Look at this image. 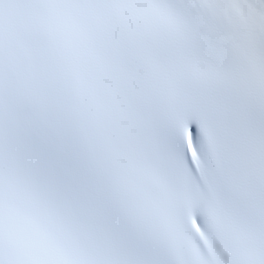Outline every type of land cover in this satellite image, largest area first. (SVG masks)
Instances as JSON below:
<instances>
[{
  "label": "snow or ice",
  "instance_id": "snow-or-ice-1",
  "mask_svg": "<svg viewBox=\"0 0 264 264\" xmlns=\"http://www.w3.org/2000/svg\"><path fill=\"white\" fill-rule=\"evenodd\" d=\"M0 264H264V0H0Z\"/></svg>",
  "mask_w": 264,
  "mask_h": 264
}]
</instances>
